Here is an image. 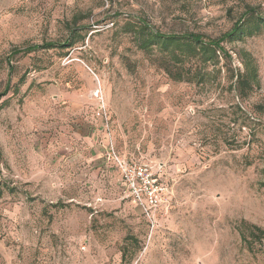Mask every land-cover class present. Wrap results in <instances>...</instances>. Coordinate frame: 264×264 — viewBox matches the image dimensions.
Instances as JSON below:
<instances>
[{
	"label": "rangeland",
	"instance_id": "obj_1",
	"mask_svg": "<svg viewBox=\"0 0 264 264\" xmlns=\"http://www.w3.org/2000/svg\"><path fill=\"white\" fill-rule=\"evenodd\" d=\"M261 19L264 0H0V264H264ZM236 23L206 65L140 44ZM110 144L165 186L153 221Z\"/></svg>",
	"mask_w": 264,
	"mask_h": 264
},
{
	"label": "trees",
	"instance_id": "obj_2",
	"mask_svg": "<svg viewBox=\"0 0 264 264\" xmlns=\"http://www.w3.org/2000/svg\"><path fill=\"white\" fill-rule=\"evenodd\" d=\"M260 25H264V19L260 20V23L257 25V27H260ZM133 29L134 32L136 31L138 34H141L145 30H147L146 26L143 25L142 23L136 24V26H134ZM251 31H252L251 25L246 26L238 23L234 24V26L230 30L226 31L218 39H204L202 34L193 33V32L187 33L185 35H176V34H161L158 31H149L148 34H146L145 37L142 38L140 44L142 45V47H147L151 43H157L161 51L169 52L170 55L174 57H179L177 58L178 62L182 61V58L186 56L190 60L193 59L194 61H197L202 65H206L208 62L214 63L218 59L219 51L226 59L231 58V55L228 53L227 50H225V48L221 44L223 40L229 37L230 38H233L235 36L241 37L243 34L250 33ZM56 45H57L56 42H47L45 44H34L25 48L24 50L31 51L39 47H53ZM167 71L168 73H171L174 79L176 80L183 79L179 75L176 76L170 70L167 69ZM254 75H255V71H253L251 68L247 67L246 65V70H244L243 72H240L238 70V72L235 73L236 86L241 87V89H244L245 86H250V79L254 77ZM253 227H255L261 233L260 234V239H261L264 230H262L257 226H253ZM243 238L244 241H247V243H249V240L245 235H243Z\"/></svg>",
	"mask_w": 264,
	"mask_h": 264
},
{
	"label": "built area",
	"instance_id": "obj_3",
	"mask_svg": "<svg viewBox=\"0 0 264 264\" xmlns=\"http://www.w3.org/2000/svg\"><path fill=\"white\" fill-rule=\"evenodd\" d=\"M99 98L98 91L94 94ZM103 113L99 106L97 114ZM106 158L114 163L120 172L121 183L126 192L133 198L143 214L153 221L157 209L165 195V186L154 173L152 166L145 162L127 160L119 156L112 144L108 145Z\"/></svg>",
	"mask_w": 264,
	"mask_h": 264
}]
</instances>
